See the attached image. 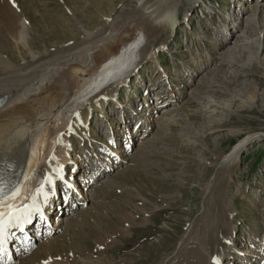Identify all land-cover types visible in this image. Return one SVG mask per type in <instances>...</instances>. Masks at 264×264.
I'll use <instances>...</instances> for the list:
<instances>
[{"label":"rangeland","instance_id":"1","mask_svg":"<svg viewBox=\"0 0 264 264\" xmlns=\"http://www.w3.org/2000/svg\"><path fill=\"white\" fill-rule=\"evenodd\" d=\"M88 1L8 0L27 24L29 43L17 44L0 24V58L22 67L32 61L29 47L42 57L84 50L89 46L84 35L97 41L108 32L104 24L121 25V12L143 4L172 5L168 10L178 19L173 29L141 40L140 52L118 71L116 80L126 77L127 83L105 102L103 113L91 109L85 127L74 131L61 115L42 125L45 146L27 199L40 186V176L44 182V168L63 133L69 138L63 175L86 159L91 174L100 167L87 191L77 187L87 196L75 197V208L52 220L48 230L44 226V234L30 231L29 247L22 246L24 254L12 264H183L184 252L193 247L213 262L222 236L232 243L222 264H262L264 0H108L110 14L97 4L88 6L85 16L81 7ZM146 45L155 49L153 56L144 53ZM145 89L150 101L141 111L135 106ZM88 98L76 104L85 106ZM89 176H80L84 185ZM52 185L48 197L54 189L65 190L59 180ZM50 201L45 210L65 206ZM236 256L246 259L237 262Z\"/></svg>","mask_w":264,"mask_h":264},{"label":"bare ground","instance_id":"2","mask_svg":"<svg viewBox=\"0 0 264 264\" xmlns=\"http://www.w3.org/2000/svg\"><path fill=\"white\" fill-rule=\"evenodd\" d=\"M87 3L88 5L85 4L81 7L85 16L87 15L88 6L103 5V9L108 10L106 15L110 14L114 9L111 8V2L108 0H97L94 4L89 0ZM171 6L168 5L167 8H163V5L158 3L157 6L143 4L139 7H132L130 10L129 8L126 9V11L120 13V20L115 17L121 22V25L116 26L114 21L111 24H104L102 28L108 30V32L100 39H97V41L94 38L92 41L91 35L86 34L83 36V42H88L89 44L85 48L86 50L63 49L60 54L63 53L64 55L60 57L58 54V58H55L56 55L42 57L40 52L36 53L29 47L28 52H32V61H26L27 63L23 64L24 66L20 65L22 67L15 65L11 60L7 62L0 58V179L7 181V190H11L15 186H18L19 189L18 194L5 199L3 201L4 204L17 206V203L22 202L20 206L26 204L34 205L28 220L33 216L34 212L44 216L50 213L48 208L47 210L44 209V206L48 202L47 197L53 187L52 184L55 179L62 177L63 166L69 159V144L67 142L69 138L64 133L61 137H58L49 165L44 168L45 172L48 170L45 176L47 180L44 179V182H42L46 197L36 193V189L40 187L37 186L33 190L31 197L27 199L24 193L26 188H28L31 173L34 172V168L37 167L38 161L42 158L41 154L45 146V140L41 132L42 125L49 122L52 116L61 115L66 116L64 126L74 131L80 125L85 127L87 116L91 109H97L103 113L105 102L110 98H114V92L117 91L118 86L127 81L128 78L126 77L116 80L118 77L120 78L118 71L126 69L132 59L135 58L136 53L140 52L139 50L136 51V49L139 47L141 40L145 37L147 39L150 36L153 37L159 31L174 28L178 17L177 12L168 10ZM12 7L8 0H0V19H5L4 22L0 20V24L11 33L8 35L17 40V44L20 42L24 46L26 44L28 46L29 42L26 39L28 34L26 32L27 24L24 19L18 20L17 9L15 10ZM57 9L60 10L59 6ZM56 13L54 12L55 15ZM154 20H157L159 25H156ZM100 34L99 36H101ZM138 34L140 35L137 37ZM144 53L151 57L155 54V49L152 48L150 50L149 45H146ZM42 59L45 60L41 61ZM105 83H107L106 86H104ZM95 91H98V93L90 97ZM99 94L101 95L100 98H98ZM82 97H89L85 106H83V103L76 104ZM72 102L75 107L71 111L70 107L73 104L70 103ZM69 114L71 115L68 116ZM114 151L115 154L120 155L119 150L116 151L114 149ZM42 177L45 178L44 176ZM41 180L40 176V185ZM87 194L86 191L85 193L83 192L82 197L84 198V195L87 196ZM51 203H55V201L52 199L49 205ZM37 208L39 211H36ZM25 225L27 223H23L22 227H25ZM40 226L42 225L40 224ZM51 226L52 224L49 227ZM43 227L41 228L43 229ZM19 229L20 227L13 232L17 233ZM17 237L22 240V236ZM220 240L224 244L216 248V256L213 258V262L209 258L206 261L207 253L203 257L201 253L197 252L196 247H193L184 252L183 264H222L224 260L223 254L228 252L229 247H232L229 245L232 243L227 236L220 237L217 243H220ZM54 242L55 240L44 241L42 244L46 246ZM23 244L22 249L24 250L29 247L30 242L25 241ZM23 250H19L21 256L25 252ZM241 251L242 253L244 252L243 250ZM192 260L194 261L192 262ZM227 261L228 263L230 262V260ZM22 263L23 261L20 262V264ZM40 264L43 263L40 262ZM45 264L47 263L45 262ZM100 264L102 263L100 262Z\"/></svg>","mask_w":264,"mask_h":264},{"label":"snow or ice","instance_id":"3","mask_svg":"<svg viewBox=\"0 0 264 264\" xmlns=\"http://www.w3.org/2000/svg\"><path fill=\"white\" fill-rule=\"evenodd\" d=\"M44 179L47 180V177ZM43 189L44 184L41 183L40 187L36 189V193L46 197ZM18 191V186L13 187L11 190H7L6 181L0 179V254L4 252L3 245L8 236L7 230L16 226L20 227L21 231H23V223L30 222L28 216L31 214L34 205L26 204L17 207L14 204L3 203L5 199L16 196ZM36 211H39V209L37 208Z\"/></svg>","mask_w":264,"mask_h":264}]
</instances>
